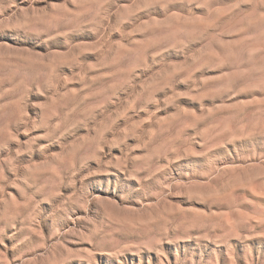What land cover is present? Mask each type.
<instances>
[{
	"label": "rangeland",
	"instance_id": "374dc122",
	"mask_svg": "<svg viewBox=\"0 0 264 264\" xmlns=\"http://www.w3.org/2000/svg\"><path fill=\"white\" fill-rule=\"evenodd\" d=\"M0 264H264V0H0Z\"/></svg>",
	"mask_w": 264,
	"mask_h": 264
}]
</instances>
